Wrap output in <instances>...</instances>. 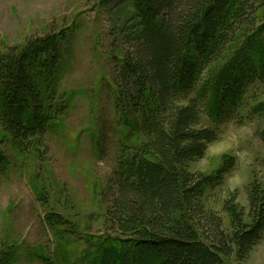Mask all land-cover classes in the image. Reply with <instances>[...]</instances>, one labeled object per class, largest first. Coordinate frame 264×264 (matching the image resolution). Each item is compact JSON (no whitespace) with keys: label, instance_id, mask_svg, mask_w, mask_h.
Segmentation results:
<instances>
[{"label":"trees","instance_id":"16d2710c","mask_svg":"<svg viewBox=\"0 0 264 264\" xmlns=\"http://www.w3.org/2000/svg\"><path fill=\"white\" fill-rule=\"evenodd\" d=\"M104 3L116 14L122 46V57L115 58V106L127 132L106 212L115 235L87 241L81 263L225 264L224 258L233 255L246 262L264 236V189L251 188L250 221L234 197L222 203L230 219L226 229L208 209L209 193L223 185L236 159H225L211 175L194 173L191 165L204 159L220 137L218 129L203 122L204 102L213 88L206 79L242 36L252 52L247 58L255 63L235 69V76L223 81L221 95L235 110L246 87L264 79V0ZM63 42V32L52 33L0 50V126L24 156L40 155L60 112L53 90ZM261 138L264 142V132ZM9 163L0 148V174ZM45 223L84 239L59 214H47ZM14 261L11 251H0V264Z\"/></svg>","mask_w":264,"mask_h":264},{"label":"rangeland","instance_id":"374dc122","mask_svg":"<svg viewBox=\"0 0 264 264\" xmlns=\"http://www.w3.org/2000/svg\"><path fill=\"white\" fill-rule=\"evenodd\" d=\"M116 20L104 0H0V50L64 33L53 90L60 112L40 155L20 154L0 126V148L10 162L0 174V251H11L14 264H82L89 240L115 235L106 212L120 141L127 132L115 106V58L122 57ZM244 39L233 43L206 79L213 88L204 102L203 122L218 129L220 137L204 159L191 165L194 173L211 175L225 159H236L223 185L209 193L208 209L223 219L226 229L230 219L222 203L234 197L250 221L251 188L264 189V79L246 87L235 110L221 95L223 81L235 76V69L255 63L247 58L252 52ZM50 213L61 215L84 239L69 235L64 227L49 228L45 217ZM224 262L264 264V236L246 262L234 255Z\"/></svg>","mask_w":264,"mask_h":264}]
</instances>
